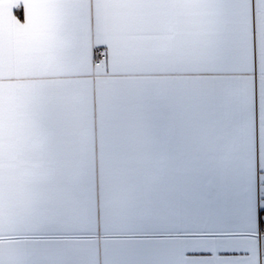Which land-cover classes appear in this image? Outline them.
<instances>
[{
    "label": "snow or ice",
    "instance_id": "1",
    "mask_svg": "<svg viewBox=\"0 0 264 264\" xmlns=\"http://www.w3.org/2000/svg\"><path fill=\"white\" fill-rule=\"evenodd\" d=\"M0 264H264V0H0Z\"/></svg>",
    "mask_w": 264,
    "mask_h": 264
}]
</instances>
